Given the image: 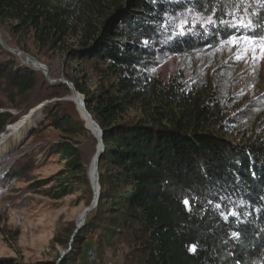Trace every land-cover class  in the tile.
Segmentation results:
<instances>
[{"label":"trees","instance_id":"trees-1","mask_svg":"<svg viewBox=\"0 0 264 264\" xmlns=\"http://www.w3.org/2000/svg\"><path fill=\"white\" fill-rule=\"evenodd\" d=\"M255 1L244 0L243 7ZM221 3L231 10L230 0ZM84 4L90 10L104 6L100 0H0V23L14 21L12 30L31 34L39 48L62 47L82 24L83 35L66 49L65 59L89 60L99 72L93 88L84 87L74 73L64 74L102 131L99 198L75 234L74 228L66 241L52 240L70 246L61 260L37 264H75L94 234L97 258L102 250L112 251L114 239L131 238L139 243L144 264H252L264 254V143H239L214 133V113L191 104L175 81L161 87L146 71L157 54L213 47L232 34L235 30L205 22L210 7L222 14L221 5L216 0H124L93 19L82 12ZM259 5L263 8L264 0ZM253 22L264 27L262 19ZM5 52L8 57L0 58V134L30 109L53 100L43 112L61 137L39 148L60 154L65 168L49 179L62 184L79 177L91 187L84 154L88 149L93 158L98 140L85 128L75 103L63 99L71 96L68 86L50 82L52 76ZM103 77L114 81L106 86ZM135 104L152 108L149 119L119 121ZM162 104L177 106L180 115L162 124L154 116ZM40 109L25 131L39 119ZM30 168L16 157L5 175L19 177ZM61 186L57 198L72 192L68 183ZM0 264L16 263L6 258Z\"/></svg>","mask_w":264,"mask_h":264},{"label":"rangeland","instance_id":"rangeland-1","mask_svg":"<svg viewBox=\"0 0 264 264\" xmlns=\"http://www.w3.org/2000/svg\"><path fill=\"white\" fill-rule=\"evenodd\" d=\"M100 1L104 6L99 5L90 10L84 4L82 12L86 10L93 19L98 18L102 13L99 11L109 12L115 4L124 0ZM259 4L260 0H256L253 5L243 8H248L246 18L262 19L264 23V7L261 8ZM14 23L12 20L0 23V58L8 57L5 51L9 50L4 47L5 44L33 57L45 67L47 76H52V79L64 78L65 73H74L84 87L93 88L97 85L99 72L92 62L86 60L78 63L65 59L66 49L75 47L83 35L82 24L66 37L62 47L39 48L31 34L15 33L11 28ZM256 30L264 35V27H256ZM13 54L18 60L28 64L23 57ZM234 56L235 49H229L219 42L213 47L185 54H157L153 56L146 71L161 87L168 88L175 81L191 104H203L209 112L214 113L218 122L210 127L214 133L239 143H264V59L253 66L250 58L245 63ZM100 80L109 86L114 78L103 77ZM46 101H51L45 103L48 105L53 103V100ZM162 105L158 109L160 112L154 115L162 124H168L173 115H180L177 106ZM151 110V107L140 104L129 106L119 115V121L145 122L152 114ZM11 111L16 109L11 108ZM35 123L37 126L34 130H23L9 139L4 144L6 147L1 148L0 260L10 258L16 264L56 260L60 252L66 249V244L52 240L64 242L69 238L79 214L90 204L93 194L90 185L81 183V178L78 177L79 179L70 178L62 183H68L66 187L72 189L71 193L58 198L55 196L62 184L57 178H49L65 168V159L60 154L43 152L39 147L43 143L60 139L61 132L49 122L43 107ZM25 135L27 137L22 145L17 147ZM16 157L20 158L22 165L31 168L22 176L11 178L5 175V171ZM84 157L89 167L92 158L88 149L85 150ZM45 181L48 182L44 184ZM96 241L97 234L90 235L85 240L82 253L75 264L84 263L87 252L92 248L95 250ZM138 245L131 238L114 239L109 245L112 251L104 254L102 250L99 260L97 259L98 264H106L111 258H114L110 261L112 264H144L137 252ZM252 264H264V254Z\"/></svg>","mask_w":264,"mask_h":264},{"label":"snow or ice","instance_id":"snow-or-ice-1","mask_svg":"<svg viewBox=\"0 0 264 264\" xmlns=\"http://www.w3.org/2000/svg\"><path fill=\"white\" fill-rule=\"evenodd\" d=\"M206 2L211 4V0H206ZM230 2L231 10L229 11L224 9L221 0H216V3L221 5L219 11L222 14L218 16L217 9L210 7L211 15L205 22L213 27L222 25L225 29L235 30L222 43L229 49H235V59L248 63L250 58L252 65L255 66L264 59V35L259 34L256 30L257 25L252 19L246 18L248 10L243 8L244 0H230ZM252 15H255V13H252ZM226 17L231 19H226ZM241 29L246 30L247 34H236ZM185 204L187 205L188 201H185ZM232 215H236V213H232ZM232 235L235 238L239 236L235 232ZM191 250H195L194 246Z\"/></svg>","mask_w":264,"mask_h":264},{"label":"water","instance_id":"water-1","mask_svg":"<svg viewBox=\"0 0 264 264\" xmlns=\"http://www.w3.org/2000/svg\"><path fill=\"white\" fill-rule=\"evenodd\" d=\"M5 48H7L9 51L19 55V54H23L26 56L27 59L29 60H35L33 57L29 56L28 54L26 53H22L21 51L19 50H15V49H12L10 47H8L7 45L3 44ZM32 66H34L36 69L38 70H41L46 76H47V70L45 69V67H43L42 65H38V66H35L34 64H31ZM56 80H50V82H55ZM57 81H60L64 84H66L69 88V90L71 91V96L70 97H67V98H63L64 100H70L72 102L75 103L76 105V109H77V106H79L82 109L86 108V105H85V101L83 100V97L80 95V93L75 89L74 85L72 83H70L69 81L65 80L64 78H59L57 79ZM82 99H81V97ZM51 101H45L44 103H41L40 107H43L45 103H49ZM31 112V109L29 110V112L27 114L31 115L30 114ZM35 114V113H34ZM32 113L31 117L34 115ZM79 115V114H78ZM82 119V118H81ZM97 124V123H96ZM98 125V124H97ZM37 126V123L35 124H32L30 127H29V130L28 132H31L35 127ZM85 128H87V130L92 133L98 140V147H97V151L96 153L94 154L93 156V161L95 163V166H97V163H98V160H99V155L100 153L102 152L103 150V142H102V131L101 129L99 128V130L97 129H90L88 128L85 124H84ZM99 127V126H98ZM28 134V133H27ZM27 137V135H25V137L22 139V141L20 142L19 146L22 145L23 141L25 140V138ZM89 179H90V184H91V189H92V200L90 202V204L84 208L83 210V213H82V217H81V221L80 222H77L76 223V226H75V231H74V234L77 232V230L79 229V227L82 225V223L84 222L85 220V217L86 215L88 214L89 211H91L97 204V200L99 198V183L97 185V188H96V192L94 194V189H93V185H92V181H91V176H90V166H89ZM95 179L96 181L98 180V172L96 171L95 173ZM72 241V239L70 240V242ZM70 249V246H68L67 249H64L60 252L59 254V258H58V261L61 260V258L63 257V255Z\"/></svg>","mask_w":264,"mask_h":264},{"label":"bare ground","instance_id":"bare-ground-1","mask_svg":"<svg viewBox=\"0 0 264 264\" xmlns=\"http://www.w3.org/2000/svg\"><path fill=\"white\" fill-rule=\"evenodd\" d=\"M19 57H23L26 62H28L30 64H34L35 66H38L40 64L36 60H29V59H27L26 56L23 55V54H19ZM81 99H82V97H81ZM40 108H42V107H40V106L38 107L37 106L34 111H31L30 112V114L31 115H32V113L34 114ZM77 109L79 111H81V113L84 115V117H85V119L87 121L88 128L99 130L98 125L93 120L92 116L90 115V113L87 111L86 108H84V109L81 110V108L79 106H77ZM31 115L25 114V115L21 116V118L19 120H17L16 122H14L12 124H9L6 127V130L4 131V133H1L0 134V160H1L2 155H3L2 151H1V148L6 145L5 143H7V141L9 139L11 140L14 136L18 135L20 132H22L23 130L26 129V127L29 125V123L33 120V116L31 117ZM19 144L17 145V147H19ZM96 171H97V166H95V163H94L93 158H92L91 163H90V176H91V181H92V185H93V189H94V194L96 192V188H97V185H98V180L96 181V179H95V173H96ZM82 213L83 212H81L79 214V216L77 218V222H80L81 221ZM97 259L98 258H97V255H96V251L92 248L91 250H89L87 252V255H86L85 261H83L84 262L83 264H98V260L99 259L98 260ZM112 259H114V258H111V259L107 260L106 264H109ZM110 264H112V263H110Z\"/></svg>","mask_w":264,"mask_h":264},{"label":"built area","instance_id":"built-area-1","mask_svg":"<svg viewBox=\"0 0 264 264\" xmlns=\"http://www.w3.org/2000/svg\"><path fill=\"white\" fill-rule=\"evenodd\" d=\"M119 263V262H118ZM120 264V263H119Z\"/></svg>","mask_w":264,"mask_h":264},{"label":"crops","instance_id":"crops-1","mask_svg":"<svg viewBox=\"0 0 264 264\" xmlns=\"http://www.w3.org/2000/svg\"><path fill=\"white\" fill-rule=\"evenodd\" d=\"M83 254H84V252H83Z\"/></svg>","mask_w":264,"mask_h":264}]
</instances>
